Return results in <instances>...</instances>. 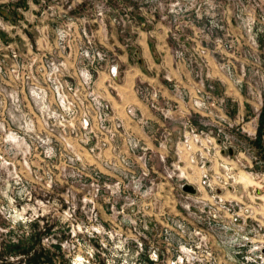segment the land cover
<instances>
[{
    "label": "rangeland",
    "instance_id": "374dc122",
    "mask_svg": "<svg viewBox=\"0 0 264 264\" xmlns=\"http://www.w3.org/2000/svg\"><path fill=\"white\" fill-rule=\"evenodd\" d=\"M146 43L185 84L153 149L98 87ZM262 115L264 0H0V264H264Z\"/></svg>",
    "mask_w": 264,
    "mask_h": 264
},
{
    "label": "crops",
    "instance_id": "0c3cea01",
    "mask_svg": "<svg viewBox=\"0 0 264 264\" xmlns=\"http://www.w3.org/2000/svg\"><path fill=\"white\" fill-rule=\"evenodd\" d=\"M122 58L125 65V68L121 69L122 73L102 75L99 77L102 84L98 85L102 94L108 98L105 99L117 115L115 117L122 121L121 128H127L131 136L151 149L158 144L161 132H168L167 143L174 144L180 134L179 122L183 118V107L181 101L169 89L164 73L184 87L183 70L174 58L168 55L158 56L147 43L140 49L138 56L135 54L136 63L127 56ZM139 84H151L160 89L163 98L172 104L169 117H162L143 103L137 93Z\"/></svg>",
    "mask_w": 264,
    "mask_h": 264
},
{
    "label": "built area",
    "instance_id": "2783aa9c",
    "mask_svg": "<svg viewBox=\"0 0 264 264\" xmlns=\"http://www.w3.org/2000/svg\"><path fill=\"white\" fill-rule=\"evenodd\" d=\"M138 93L140 94V97L143 101H146V102H150V105L154 108H159L158 106H156L153 102L157 100V97H158V94H157V91L155 89H148V88H142L138 91ZM194 104L197 108L200 107V104H199V101L198 100H194ZM163 109V108H161ZM193 140L194 141H198L200 140V136L198 134H193ZM184 143H186L188 141L187 138H185L184 140ZM210 142V140H208ZM181 143L183 144V142L181 141ZM231 148V147H229ZM228 148V149H229ZM184 184V183H183ZM181 184V189H182V185ZM199 184H201L202 186H204V184H208V181H207V176H206V173L203 174V176L199 179ZM228 187V186H227ZM195 188V192L194 193H190V194H195L197 191H199V188L198 187H194ZM183 190V189H182Z\"/></svg>",
    "mask_w": 264,
    "mask_h": 264
},
{
    "label": "water",
    "instance_id": "95a60500",
    "mask_svg": "<svg viewBox=\"0 0 264 264\" xmlns=\"http://www.w3.org/2000/svg\"><path fill=\"white\" fill-rule=\"evenodd\" d=\"M228 152H229V153H232V150L229 149ZM182 189H183V191H185V192H189V193H194V192H195V188H194V186L191 185V184H189V183H184V184L182 185Z\"/></svg>",
    "mask_w": 264,
    "mask_h": 264
},
{
    "label": "trees",
    "instance_id": "16d2710c",
    "mask_svg": "<svg viewBox=\"0 0 264 264\" xmlns=\"http://www.w3.org/2000/svg\"><path fill=\"white\" fill-rule=\"evenodd\" d=\"M260 126L264 127V117H263V115H262V119L260 120ZM259 133H260V135H261V133H263L261 131V129H260ZM260 140H261V138L258 137V141H260ZM30 263H35V262L34 261H31Z\"/></svg>",
    "mask_w": 264,
    "mask_h": 264
}]
</instances>
